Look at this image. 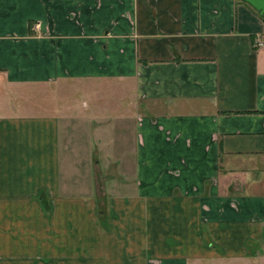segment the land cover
I'll use <instances>...</instances> for the list:
<instances>
[{"label": "crops", "instance_id": "1", "mask_svg": "<svg viewBox=\"0 0 264 264\" xmlns=\"http://www.w3.org/2000/svg\"><path fill=\"white\" fill-rule=\"evenodd\" d=\"M257 40L244 0H0V264H264Z\"/></svg>", "mask_w": 264, "mask_h": 264}, {"label": "rangeland", "instance_id": "2", "mask_svg": "<svg viewBox=\"0 0 264 264\" xmlns=\"http://www.w3.org/2000/svg\"><path fill=\"white\" fill-rule=\"evenodd\" d=\"M247 2V1H245ZM248 3V2H247ZM250 4V3H249ZM251 5V4H250ZM252 6V5H251ZM256 9V8H255ZM257 10V9H256ZM258 11V10H257ZM71 89V88H70ZM92 89V88H91ZM90 89V90H91ZM78 93V90L76 89L75 91V94ZM97 93H101V89L99 87ZM84 99H86V97H84ZM105 100L106 103H111L112 104V101L113 99L110 97V95H108V92H105V97L103 98ZM80 100V101H79ZM79 102H81V105L83 106V97H82V94L80 95V93L78 94V96L76 97H72L70 98V104L71 106H75V105H78ZM117 105H124V103L122 101H118L117 102ZM255 248L254 246L251 245V249Z\"/></svg>", "mask_w": 264, "mask_h": 264}, {"label": "water", "instance_id": "3", "mask_svg": "<svg viewBox=\"0 0 264 264\" xmlns=\"http://www.w3.org/2000/svg\"><path fill=\"white\" fill-rule=\"evenodd\" d=\"M250 3L256 8L261 14H264V0H244Z\"/></svg>", "mask_w": 264, "mask_h": 264}, {"label": "built area", "instance_id": "4", "mask_svg": "<svg viewBox=\"0 0 264 264\" xmlns=\"http://www.w3.org/2000/svg\"><path fill=\"white\" fill-rule=\"evenodd\" d=\"M264 45V42L262 40L256 41V46L262 47Z\"/></svg>", "mask_w": 264, "mask_h": 264}]
</instances>
